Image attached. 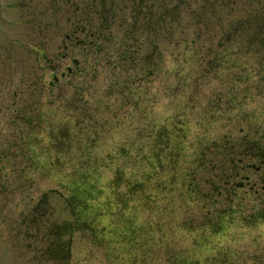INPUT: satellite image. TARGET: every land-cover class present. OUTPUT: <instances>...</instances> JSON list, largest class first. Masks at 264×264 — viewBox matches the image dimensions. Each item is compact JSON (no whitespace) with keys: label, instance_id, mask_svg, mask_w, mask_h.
Returning <instances> with one entry per match:
<instances>
[{"label":"rangeland","instance_id":"1","mask_svg":"<svg viewBox=\"0 0 264 264\" xmlns=\"http://www.w3.org/2000/svg\"><path fill=\"white\" fill-rule=\"evenodd\" d=\"M169 3L0 0V264H264V0Z\"/></svg>","mask_w":264,"mask_h":264},{"label":"trees","instance_id":"2","mask_svg":"<svg viewBox=\"0 0 264 264\" xmlns=\"http://www.w3.org/2000/svg\"><path fill=\"white\" fill-rule=\"evenodd\" d=\"M137 5H139L138 9L139 10L141 9V13H142V11L145 10L146 13H149L151 15V20H149V22H151V23L153 21L152 16L154 15V13L158 12V16H160V15L164 16L166 13L170 14L173 10L176 9L175 5H174L175 7L170 5L169 0L168 1L167 0H162L159 3L157 2V0H150V1H146V2H143L142 0H139V4H137ZM208 5H209V0H201L200 5L197 6V10H191V14H193L192 21L193 20L195 21V25H199V26L202 25V27L203 26L206 27V26L210 25L209 19L204 18L203 16H200V15L199 16H194V15H197L196 11H199L201 9H205ZM158 16H157V21H158ZM248 18L251 19V18H254V17H251V15H249ZM215 21H216L215 22L216 25L218 24L221 27V22L222 21H220L218 19H216ZM235 25H236V28L238 26H240V21L238 23H236ZM228 34L232 35L231 32H229ZM227 39H228V36L225 38V42H223L225 45H228L230 43L229 40H227ZM191 42H192V44H194L193 41H191ZM219 63L222 66L221 62H219ZM21 119H23V121H25L27 123H31V121H32V118H31L30 114H28V115L23 114Z\"/></svg>","mask_w":264,"mask_h":264},{"label":"flooded vegetation","instance_id":"3","mask_svg":"<svg viewBox=\"0 0 264 264\" xmlns=\"http://www.w3.org/2000/svg\"><path fill=\"white\" fill-rule=\"evenodd\" d=\"M253 142H254L253 145H254L255 153L260 157L261 155H260V152L258 151L260 149L259 148L260 143H259V141H256V140H254Z\"/></svg>","mask_w":264,"mask_h":264}]
</instances>
